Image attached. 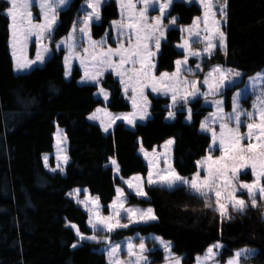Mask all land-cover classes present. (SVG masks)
<instances>
[{
    "label": "trees",
    "instance_id": "1",
    "mask_svg": "<svg viewBox=\"0 0 264 264\" xmlns=\"http://www.w3.org/2000/svg\"><path fill=\"white\" fill-rule=\"evenodd\" d=\"M84 0H73L61 13V23L54 33L59 40L69 33L76 12ZM6 1L0 0V264H106V258L91 242L77 244L70 224L88 234V217L69 197L83 188L98 197L101 206L113 201L119 184L110 160L115 159L119 176H145L147 165L138 150H152L174 138L173 165L182 177L197 171V161L210 146V137L200 132V123L208 108L192 104V121L184 122L178 113L166 121L167 99L153 98L151 117L133 130L120 123L104 135L87 117L100 102L94 98L95 87L79 85L80 74L74 70L70 80L64 77L62 53L53 55L40 68L15 75L9 52V20ZM200 10L194 6L174 5L171 14L178 23L188 25ZM116 17L113 4L105 6L101 25L94 35L105 31ZM227 55L220 48L202 64L237 69L246 76L264 69V0H227L225 26ZM180 31L170 30L157 60L159 72H172L182 56L175 48ZM103 88L109 91L108 109L112 113L129 111L121 89L111 75ZM65 130L69 163L64 173L51 174L42 161L53 149L55 125ZM147 200L130 196L131 203L149 206L157 219L117 233L116 236L155 235L170 242L172 252L183 264H195L196 258L216 242L224 245L223 256L231 257L242 248L256 250L253 264H264V208L257 204L245 212L221 219L213 207H205L202 198L185 187L146 188Z\"/></svg>",
    "mask_w": 264,
    "mask_h": 264
},
{
    "label": "snow or ice",
    "instance_id": "2",
    "mask_svg": "<svg viewBox=\"0 0 264 264\" xmlns=\"http://www.w3.org/2000/svg\"><path fill=\"white\" fill-rule=\"evenodd\" d=\"M70 0H6V16L10 19L11 29V47L12 58L15 62L17 71L30 69L32 65L44 63L45 54L49 51L47 46L42 42L47 34L53 31V28L58 19V12L69 5ZM120 9L121 19L112 21V28L116 32L117 47H107L103 49L100 45L106 43L104 41H94L90 36V24L93 20L100 19L101 0H86L87 7L91 9L81 20L80 27L77 29V24L72 25V30L69 36L61 41L69 52L75 54L78 47L74 34L77 30L81 33L82 39L87 43V47L83 48V56H77L80 60V65L84 68V76L87 80L99 81L106 70H111L117 77L119 83L123 86L125 95H128L131 90V102L134 110H140V118H144V112L148 104L145 89L150 88L152 92H161L164 95L171 94L173 105H176L178 100L182 101L180 107L183 108L188 102L189 97L202 96L206 103H209V96L220 95V90L226 87V82L234 83L229 77H240L239 72L232 69H223L220 65L212 67L204 76L201 87H206L207 91L202 92L198 87L199 81L187 80L182 78V65H187L189 55L200 58L203 54L211 56V51L216 47L214 40L219 41V46L225 55L227 48L225 44V35L220 29L221 21L216 18L214 10L219 5L220 17L224 18L226 0L220 4V0H198L200 7L203 9V32L201 35L200 21L201 17H196L193 25L187 28H181V32H187L188 38H183V43L178 47L183 49V60H176V70L173 73L162 72L156 76L153 72L155 65L152 62V57L155 53L151 50L153 47L159 49L160 39L164 36L165 30L162 26V17L165 10L172 4L173 0H115ZM36 5L39 8L40 22H36L33 18L32 7ZM142 7L138 8L137 5ZM158 7L160 15L152 17L149 22L148 11L150 8ZM170 23L175 24V17H170ZM35 37L36 55L34 60L28 59L27 48L30 38ZM195 42L204 44L202 51H193L191 44L192 38ZM125 38L127 46H125ZM60 45H57L59 47ZM115 58V59H114ZM70 57H65L67 64ZM130 65V67H125ZM197 70L203 71L201 65H195ZM184 71L189 74L193 73L192 69L184 68ZM67 74V73H66ZM249 85L255 94V99L252 104V111H244L240 106L241 92H237L232 97L231 112L224 113L222 107L223 101L220 99L210 101L216 108V111L211 113V124L206 120L201 122L200 129L203 132L211 134L212 145L215 146L218 142L220 156L213 158L211 155L197 161V167L203 169L204 175L201 177L200 172L188 180L181 177L168 164L166 170L153 171L156 165L152 160H149V171L147 176V184L149 186L156 185L161 188H173L176 184L187 185L193 195L202 198L205 207H211L209 201L215 198L214 211L219 212L221 219L228 218L227 206L230 204L234 212L243 214L250 203L252 208L257 207L258 199L264 202V74H257L256 77L249 78ZM101 93L105 100L108 98V93L101 88ZM102 111L97 109V112ZM107 116L108 124L105 125L102 121L104 130L115 123L116 120H123L129 124L134 123L133 117L135 112L123 115L113 116L107 110H103ZM187 119L191 120V108L187 109ZM169 118H174L175 113L169 111ZM241 116L245 117L247 131L241 133L242 126ZM90 120L97 119L96 115L89 116ZM219 123V133L212 127V124ZM230 124L234 126H229ZM246 141V143H245ZM61 140L58 136L57 144ZM173 141L169 140L167 144ZM167 146V145H166ZM143 151V149H141ZM211 151V148H210ZM145 158L148 154L144 153ZM61 158L67 161V156L61 157L58 148L57 160ZM48 157H44L45 166H47ZM111 163L115 166L116 161ZM167 164V160H165ZM57 167H60L59 164ZM250 169L251 175L255 179L251 183L240 182L239 176L242 170ZM118 170V169H117ZM55 171V169H53ZM63 171V168H60ZM128 187L134 189L135 195L146 197L142 178L139 176L132 177L126 181ZM243 190L248 197V201L239 198L237 191ZM80 190H75L76 196ZM124 192L122 189H116V199L111 204V215L104 216L100 213V205L98 197L93 199L86 197L85 200L77 199L78 204H83L86 211L89 212L88 224L92 228L93 235L85 237L76 229V235L81 240L88 239L98 242V237L95 235L97 231L111 233L116 229L127 228L131 223H141L154 221L157 216L152 208L139 209L135 207L126 208ZM91 205V207H88ZM122 213L124 214L122 216ZM121 219H127L128 223H121ZM71 227L76 228L75 225ZM165 252L166 264H180V259L175 257L171 252L170 242H165L160 238H156ZM105 243L111 245L110 240L105 239ZM76 247L75 244L72 245ZM223 246L213 244L207 248L206 254L203 257H197V264H216V256L218 249ZM121 251L120 245L110 246L107 250L109 264H151L148 261L146 253L148 249L143 242V239L138 244H134L131 240L127 243V257L124 261L119 257ZM251 249H241L236 251L234 255L227 261V264H241L242 257H247L251 253Z\"/></svg>",
    "mask_w": 264,
    "mask_h": 264
},
{
    "label": "rangeland",
    "instance_id": "3",
    "mask_svg": "<svg viewBox=\"0 0 264 264\" xmlns=\"http://www.w3.org/2000/svg\"><path fill=\"white\" fill-rule=\"evenodd\" d=\"M4 1H6V0H4ZM72 2H73V0H70L69 5L66 8L59 10L58 19H57V22H56V24H55V26L53 28V31L50 34H47L46 38L42 42L49 49V51L45 54L44 63L41 64V63L37 62L36 64L32 65V67L30 69H26V70H23V71H17L16 68H15V62H14V60L12 58V47H11V38L12 37H11V29H10V26H9V28H8V30H9L8 46H9V52H10V55H11V58H12V62H13V70H14L15 75L27 74V73L31 72L32 70H34L35 68H40V67L44 66V64L53 55L62 53V56H63V67H64V77L67 80H70L72 75H73L74 70L77 69L79 74H80V78L78 79L77 83L79 85H90V86L95 87L96 91L94 93V98L97 101H99L100 104H99V106H97L94 109V111L91 114L88 115L87 119H88L89 122H91V123H93L95 125H98L104 135H107L110 132H112L114 127L116 125L120 124V123L124 124L130 130H133L137 124L145 123L151 117V102H152L153 98H163V99H167L168 100V103L165 106V109L167 110L165 119H166L167 122L174 121L176 119V117L178 116V113H183L184 114V122L190 123L192 121V113H193L192 104L194 102L198 101V102L201 103L202 107L208 108V112L206 113V115L204 116V118L202 119L201 122H204V121L207 120L211 124V121H212L211 113L215 112L216 108H215V106L213 104L210 103V101L216 100V99L222 100L223 101L222 107L224 109V113H230L231 110H232V108H231L232 97L237 92H241L242 93V97L240 99L241 108L244 111H252L253 110L252 109V104H253V101L255 99V94L252 92L250 87H248L246 89V86H248L249 83H250L249 78L256 77L257 74H264V69L260 70L259 72L255 73L253 75L246 76L245 73L242 72V71H239L237 69H233V68H230V67H226V66L220 65L225 70L232 69L235 72H239L241 75H240V77H229L230 80H234V83L226 82V87L220 90V95H218V96H209L208 97L209 103H206L204 97H202V96L189 97V102L183 108H181L180 104L182 103V101L178 100L177 104L173 105L170 93L168 95H164L161 92H152L150 88H147V89H145V95L147 96L148 104H147V107H146V111L144 112V118L141 119L140 118V115H141L140 110L139 109L134 110L133 107H132V102H131V99H130L131 90L129 89L128 95H125L123 86L119 83V77H117L115 75V73H113L110 69L106 70L104 72V74L101 77H99V81L98 82L87 80L85 78V76H84V68L81 67L80 60L78 58H76V57L78 55L79 56H83L84 55L83 48L87 47L88 45H87L86 41L84 39H82L81 33L78 30L74 34L76 43L78 45V47L75 50V54L70 53L69 49L64 44H61V41H64L69 36V33L72 30V25L74 23H76L77 24V29H78L80 27L79 20H81L83 18V16L86 15L87 12L91 11V9L87 7L86 0H84L82 2V4L79 6L78 11L75 14L74 21L71 24L69 33L66 36L60 38L59 40H56L54 38V33H55L56 29L58 28V26L61 23V13L64 12V11H67L70 8V5L72 4ZM223 3H224V0H220V4H223ZM110 4H113L114 7H115L116 17L111 19L107 23L105 31L102 34H100L99 36H95L94 35V28L101 25L103 8L105 6L110 5ZM176 4H181V5H184L185 7H188V8L194 6V7L198 8L200 10V13L197 16H194L192 18V21H191L190 24L181 25V24L178 23V21H179L178 16H175V15L171 14V11H172L174 5H176ZM137 7L140 8L142 6L138 4ZM214 10L217 13L216 18L221 21L220 29H221V31H223V33L225 35V44H226L225 26H226V20H227V0H226V7H225L226 15H225L224 18L220 17L219 5H217V7ZM31 11H32V14H33V18L36 20V22H40L39 19H37L39 17V8L34 4L32 9H31ZM158 15H160L158 7L150 8L149 11H148L149 22L150 23L152 22L151 21L152 17L158 16ZM170 17H175V21H176L175 24H172V23L169 22ZM196 17H201L200 29H201V35H204V32H203V9L200 7V4H199L198 0H173L172 4L165 10V14L162 17V26H163V28L165 30V34L160 39V47H159V49L157 50L154 47L151 49L155 53V55L152 57V62L155 65V68L153 69V72H154V74L156 76H159V74L162 73V72H159L157 70V60H158V56L161 53L162 45L167 42V35L170 32V30L176 29V30L180 31V41L175 44V48H176V50L178 52L182 53L183 49L179 48L178 45L183 43V38H188V34H187V32H181V28H187L189 26H192L193 25V21L195 20ZM120 19H121V17H120V9H119L118 5L116 4L115 0H101L100 19L98 21L93 20V22L90 24V36H91V39L94 40V41H97V42L106 40L105 44L100 45V47L105 49V50L107 49V47L116 48L117 47L116 32L112 28V21H118ZM8 20H9V25H10V23H11L10 19L8 18ZM192 40H193V42L191 44L192 50L193 51H202V49L204 48V44L199 43V42H195V38L194 37L192 38ZM213 42L216 44V47L214 49H212L210 57L208 56V54H203L200 58H197L195 56L189 55L187 65H182V70H181L182 78H186L189 81H191V80L199 81L198 87L200 88V91H202V92H206L207 91L206 87H201V85L203 84L204 76L207 74V72L212 67H214V66H216L218 64L211 65L210 68L207 71L197 70L195 68V65L197 63H199L201 65V68H202V64L204 63V61L210 59L214 55L216 49L220 48L218 40H214ZM57 45H60V46L57 47ZM125 46H127L126 38H125ZM27 55H28V59H30V60H34L35 59V55H36L35 37L30 38L29 41H28ZM65 57H70V59L68 60L67 64L65 63ZM183 59H184V56L182 55L177 60H183ZM125 67H130V65H126ZM185 67L192 69L193 73H195V74L193 75V74H189V73L185 72L184 71ZM175 70H176V64L174 62L173 71L172 72H168V73L171 74V73L175 72ZM107 75H111L112 78L116 82H118V85H119V87L121 89L122 96L124 97V99L129 104V111L112 113L108 109V103H109V98H110L109 91L106 90L105 88H103V86H102V82H103L104 78ZM101 88H103L104 91H106L108 93L107 100H105L104 95L101 93V91H100ZM188 108H191V120L187 119V116H188L187 109ZM97 109H101L102 111L97 112ZM103 110H107V112L111 113L113 116L129 114V113L135 112L136 115L133 117L134 123L133 124H129L126 121H123V120H116L115 123H113L110 126H108L107 127V131H105L104 127L102 126V121H103V123L105 125H107L109 118L107 116H105ZM169 111H172V112L175 113L174 118H169V116H168ZM94 114L96 115L97 119L90 120L89 116H92ZM241 121H242V126H241L240 131H241V133H245L247 131V129L244 126V124H246L247 121H245V117H243V116H241ZM211 126L215 128L217 133H219V123L212 124ZM229 126H234V125L230 124ZM199 130H200V132L207 134L210 137V139H211V134L210 133L203 132V131H201L200 128H199ZM58 136H59V138L61 140V143L59 145L57 144ZM169 140L173 141V143L167 144V142ZM174 142H175L174 138H169L168 140H166L162 144L155 146L152 150H146L142 146L139 147L138 153H139L140 157L143 159L144 163L147 165L148 171H149V160H152L153 163L156 165V167L153 168L154 172L157 171V170H166L167 167H168V164H170L171 167L175 170L174 165H173V147H174ZM245 143H246V141H245ZM58 148L60 150L61 157L65 156V155L67 156V161L66 162L64 161L63 158H61L59 161L57 160ZM210 148H211V151H210ZM141 149H143V151H141ZM145 152L148 154V158L147 159L145 158V155H144ZM209 155H211L213 158H216V157L220 156L218 142H217V144L215 146H213L212 145V140H211L210 146H209V148L207 150V153H206V155L204 157L209 156ZM45 156L48 157L47 166H45V161H44V157ZM204 157H202L200 160H202ZM112 160H115V159H111L109 164L113 168L114 175L119 179V184L116 186L115 192H116L117 188L122 189V191L124 192V197H122V199L125 200V205L124 206L126 208L135 207V208H139V209L151 208L149 206H140L137 203H131L130 202V196H134V198H136L138 200H147L148 196L147 195H146V197L136 196L135 192H134V189L129 188L127 183H125L126 181L130 180L132 177L139 176V177L142 178L143 188H144V191L146 192V188L156 186V185L149 186L147 184L148 171H147V174L145 176H143L141 174H135V175H132V176H130L128 178H121L119 176V168L117 166V163L114 166L111 163ZM165 160H167V164L165 163ZM42 161H43V165H44L45 169L48 172H50L51 174L64 173V170H65L66 166L69 163L67 136H66L65 130L62 127L58 126L57 124L55 125V131L53 133V149H52L51 152L44 153L42 155ZM58 164H59L60 167H57ZM196 165H197V163H196ZM60 168H63V171H60ZM53 169H55V171H53ZM175 172H176V170H175ZM196 172H200L201 177H203V175H204L203 169L197 167V171ZM196 172L192 176L185 177V178H187L188 180H191L192 177L196 174ZM254 179H255V177H253L251 175V170L250 169L242 170V172H241V174L239 176L240 182H244V183H251ZM180 186L185 187L188 192L193 194L191 189L187 185H182V184H179V183L176 184L171 189H174V188L180 187ZM77 189L80 190L78 196H76V194H75V190H77ZM167 189H169V188H167ZM68 195L75 202V204L78 205L82 209L83 212H85V214L87 215V217L89 219V212L86 211V208H85V206L83 204H78L77 203V199L85 200L86 197H90V198H93V199H95L97 197L91 195L88 192V190L83 189V188L73 189ZM237 196L239 198L245 199L246 202L248 201V197H247L246 193H244L243 190H238L237 191ZM115 199H116V195H115L113 200H115ZM112 202L107 206V209L104 208L103 206H101V204L99 202L101 215H104V216L111 215L112 209H111L110 206H111ZM209 203H210V205L213 208H215V198L214 197L209 201ZM257 204L263 206V208H264V202L259 201V199H258V203ZM250 206L251 205L249 203L248 207H250ZM88 207H91V205H88ZM232 213H234V211L232 210L231 205L229 204L227 206V215H228V217ZM123 215L124 214L122 213V216ZM154 221L141 222V223H131V224H129V226L127 228L116 229V230H114L111 233H106L104 231H97L95 233V235H97V237H98V242L97 241L88 240V239L81 240L80 237L76 235V229H78V228L77 227L76 228L71 227V225H74V224H70V227L74 230V233H75L76 238H77L76 246H78L79 244H81L83 242L94 243L98 247V249H99L98 251L105 255L106 264H109V258H108V255H107V250L109 249L110 246L120 245L121 246V251H120V253L118 255H119V257L122 260L127 261L128 257H127L126 253H127V243H128V241L131 240L132 243L138 244L141 241V239H143V242L145 243V246L148 249V252L146 253V255L148 257V261H150L151 264H166V261H165V255L166 254L164 252L163 247L159 244L158 240L156 239V238H160V237H157V236L152 235V234L149 235V236H142L139 232L133 234L132 236L119 237V238H118V236H116V234L120 233L121 231H125V230H128V229L132 228V227H137L139 225H146V224L152 223ZM121 223H128V221H127V219H121ZM87 227L89 229V233L88 234H83L85 237L93 235V231H92V228L88 224V220H87ZM105 239L110 240L111 245L106 244L105 243ZM163 241H165V240H163ZM165 242H167V241H165ZM217 243L222 245L223 247L217 250L218 251V255L216 256V264H227V261L234 255V253L236 251L233 253V255L231 257H229V258L224 257L223 256L224 245L222 243H220V242H216L214 244H217ZM242 249H244V248H242ZM239 250H241V249H239ZM239 250H237V251H239ZM251 250H252V252L249 253L247 257H242L241 264H253L251 259L255 256L256 250H254V249H251ZM171 252H172V245H171ZM172 254L175 257H178L173 252H172ZM205 254H206V252L203 255L199 256V257H203ZM178 258L180 259V264H183L182 263V258L181 257H178ZM195 264H197V260H196ZM209 264H211V262H209Z\"/></svg>",
    "mask_w": 264,
    "mask_h": 264
}]
</instances>
